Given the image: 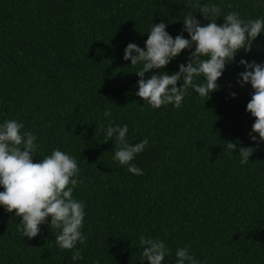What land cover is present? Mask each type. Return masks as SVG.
Segmentation results:
<instances>
[{
	"label": "trees",
	"instance_id": "1",
	"mask_svg": "<svg viewBox=\"0 0 264 264\" xmlns=\"http://www.w3.org/2000/svg\"><path fill=\"white\" fill-rule=\"evenodd\" d=\"M196 3L0 0V124L16 119L37 137L34 162L57 148L77 160L84 183L73 197L85 204L86 237L72 250L61 249L50 217L36 237H23L21 218L0 205V264H149L141 235L166 243L170 254L162 264H175L180 247L200 264H264V142L257 133V141L249 136L255 118L246 106L254 90L237 83L242 58L264 63V32L250 52L241 49L226 65L210 98L190 88L179 108L153 109L139 98L135 71L142 64L123 59L128 43L146 48L154 23L165 22L173 38H190L183 15L195 12ZM199 3L218 5L222 16L236 11L245 20L264 18V0ZM194 15L202 25L209 22L199 11ZM190 51L162 70L178 71ZM109 123L127 124L130 144L148 138L131 162L142 174L113 159L114 138L104 141L101 131ZM227 141L237 143L233 152ZM241 145L254 147L246 164ZM76 249L82 259H72Z\"/></svg>",
	"mask_w": 264,
	"mask_h": 264
},
{
	"label": "clouds",
	"instance_id": "2",
	"mask_svg": "<svg viewBox=\"0 0 264 264\" xmlns=\"http://www.w3.org/2000/svg\"><path fill=\"white\" fill-rule=\"evenodd\" d=\"M195 7L209 22L202 25L194 15L196 11L184 14L183 31L190 38L182 34L173 38L166 30L167 24L161 21L152 24L148 31L146 48L128 43L124 50V60H130L133 66L142 64L140 70L135 71L140 77L136 95L153 109L168 104L179 108L190 88L200 97L210 98V94L220 87L218 80L226 65L235 60L241 49L250 52L253 42L264 32V18L245 20L236 11L222 16L218 5L200 4L199 0ZM221 17L223 24L217 22ZM185 49L191 51L187 62L181 63L178 71L168 73L162 70ZM239 64L245 70L239 73L237 83L241 87L250 83L254 90L246 106V111L255 118L249 136L252 141H257V136L253 135L257 133L259 141L264 142V63L242 58ZM146 73H151L150 77H146ZM201 76L203 82L198 79ZM178 81H182L179 86ZM230 95L235 97L237 94L231 92ZM104 116L111 117V111L106 110ZM23 128L24 124L16 119H7L0 124V186L4 189L0 191V205L21 218L18 230L23 237H36L41 231L40 226L49 223L50 217L49 227L59 230L54 238L56 244L61 249L72 250L77 243L86 241L81 231L85 204L73 197V190L84 183L78 162L59 148L34 162L33 155L39 153L35 143L37 137L31 131H22ZM101 131L106 133L104 141L114 138L116 151L113 159L120 165H128L129 172L142 174L143 170L131 162L148 146V138L130 144L127 124L113 126L109 123ZM236 148V142L227 141L230 152ZM253 151V146L241 145L240 163L246 164ZM140 244L149 264H162L170 254L166 243L159 238L141 235ZM175 256V264H200L187 247L177 248ZM82 258L79 249L72 253L73 260Z\"/></svg>",
	"mask_w": 264,
	"mask_h": 264
}]
</instances>
